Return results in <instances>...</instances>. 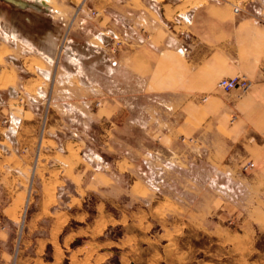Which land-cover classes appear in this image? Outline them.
<instances>
[{
  "label": "rangeland",
  "instance_id": "374dc122",
  "mask_svg": "<svg viewBox=\"0 0 264 264\" xmlns=\"http://www.w3.org/2000/svg\"><path fill=\"white\" fill-rule=\"evenodd\" d=\"M21 1L28 8L0 0V106L10 101L12 107L35 110L41 137L48 138H43V145L69 152L80 161L83 177L78 183L74 179L62 183L58 180L62 170L49 172L50 166H42L47 168L39 170L47 195L45 210L57 203L58 226L49 233L51 221L45 218L42 231L28 229L43 193L36 179L32 203L25 205V194L15 200L13 217L18 224H0V264H264V231L246 234L224 213L225 198L239 197L244 186L231 184L226 173L210 167L204 155L192 160V143H186L192 146H185L187 163L181 166L176 140L168 142L150 133L151 127L162 128V122L152 121L147 105L152 101L141 88L121 96L117 118L112 120H99L94 114L102 104L100 94L90 104L87 118L65 103L62 110L56 108L55 101L66 95L59 92L57 80L65 79V70L72 64L68 55L84 48L83 31H97L103 11L92 9V0ZM119 1L153 4L158 13L164 11L159 0ZM138 14L145 16L143 11ZM87 16L95 22H84ZM121 22L120 29H108L105 45L113 65L121 50L133 44L135 32L144 40L150 38L144 27L135 31L125 19ZM155 101L152 104L157 106ZM8 118L0 119L1 127H7ZM178 142L184 144L182 139ZM49 152L44 149L41 159H47ZM126 157L133 163L132 173L123 172L125 164L116 169L115 162ZM92 169L113 173V186L85 194L81 187L85 188ZM28 174L31 182L34 173ZM135 179L141 183L131 194ZM47 185L54 187L51 199ZM51 235L54 245L31 240L46 241Z\"/></svg>",
  "mask_w": 264,
  "mask_h": 264
},
{
  "label": "crops",
  "instance_id": "0c3cea01",
  "mask_svg": "<svg viewBox=\"0 0 264 264\" xmlns=\"http://www.w3.org/2000/svg\"><path fill=\"white\" fill-rule=\"evenodd\" d=\"M160 1H163L162 13L153 4L91 1V8L104 14L98 19L97 31H83L84 48L71 50L68 55L72 64L65 70V79L57 80L59 92L66 95L62 101H55L56 108L62 110L65 103L71 111L77 108L87 118L90 104L101 96L102 104L94 114L99 120H112L117 118L121 96L129 90L135 89L137 93L141 88L143 96L152 103L160 99L155 101L157 106L147 104L152 121L162 122V128L151 127L150 133L162 135L168 142L176 140L181 166L187 163L185 146H192L186 143H192L195 152L192 160H200L204 155L209 166L225 172L231 184H242L244 192L239 197L231 194L225 198L224 213L233 217L246 234L264 231V73L261 71L264 0ZM235 6L241 7L240 13L233 11ZM141 11L145 16L139 18ZM122 19L135 31L139 26L144 27L150 38L144 40L135 32L133 44L121 50L113 65V57L105 47L110 37L108 29H120ZM94 20L87 16L84 22ZM235 76L252 79L253 87L248 92L239 89L226 92L217 86L220 79ZM57 94L58 91L56 98ZM65 110L68 112L69 108ZM3 117H9V124L6 128L0 126V224L8 226L11 221L18 224V219L13 217L15 200L25 194V205L31 204L37 179L42 185V199L31 212L28 229L40 232L43 220L50 218L51 233L59 222L57 203H51L45 210L47 195L39 170L46 171L50 166L49 172L62 170L58 175L62 183L70 179L78 183L83 177L79 171L81 163L69 152L48 143L43 145V138H48L45 134L41 137L40 118L35 110L12 107L9 101L0 106V119ZM183 138L185 145L178 142ZM44 149L50 152L44 153L47 159L42 160ZM249 163H253V168L244 171ZM115 164L117 170L125 164L123 172L132 173L133 163L129 158ZM30 170L34 173L31 182ZM114 183L113 173L92 169L85 188L81 189L85 194L101 192ZM136 183L141 182L133 180L131 194ZM46 192L49 199L53 198V185H47ZM31 240L35 244L44 241L54 245L52 235L46 241L43 237Z\"/></svg>",
  "mask_w": 264,
  "mask_h": 264
},
{
  "label": "built area",
  "instance_id": "2783aa9c",
  "mask_svg": "<svg viewBox=\"0 0 264 264\" xmlns=\"http://www.w3.org/2000/svg\"><path fill=\"white\" fill-rule=\"evenodd\" d=\"M241 7L235 6L233 11L238 14L241 12ZM120 39V38H119ZM119 41V40H118ZM261 71L264 73V64L261 65ZM254 85V81L252 79H249L245 76H235V77H229V78H222L218 81L217 86L228 92L234 89H239L242 92H248ZM8 120L3 121V124H6ZM192 140V139H189ZM183 141L185 139L183 138ZM253 163H249L246 165L243 169L244 171H248L249 169L253 168Z\"/></svg>",
  "mask_w": 264,
  "mask_h": 264
},
{
  "label": "water",
  "instance_id": "95a60500",
  "mask_svg": "<svg viewBox=\"0 0 264 264\" xmlns=\"http://www.w3.org/2000/svg\"><path fill=\"white\" fill-rule=\"evenodd\" d=\"M5 1L8 3H11L17 7H20V8H25L27 6V4L21 0H5Z\"/></svg>",
  "mask_w": 264,
  "mask_h": 264
},
{
  "label": "flooded vegetation",
  "instance_id": "af4514ba",
  "mask_svg": "<svg viewBox=\"0 0 264 264\" xmlns=\"http://www.w3.org/2000/svg\"><path fill=\"white\" fill-rule=\"evenodd\" d=\"M3 2H5L4 0H3ZM25 2V1H24ZM5 3H7V2H5ZM7 4H9V3H7ZM27 7V6H26ZM28 8V7H27Z\"/></svg>",
  "mask_w": 264,
  "mask_h": 264
},
{
  "label": "bare ground",
  "instance_id": "6f19581e",
  "mask_svg": "<svg viewBox=\"0 0 264 264\" xmlns=\"http://www.w3.org/2000/svg\"><path fill=\"white\" fill-rule=\"evenodd\" d=\"M71 26V25H70ZM65 41V40H64ZM64 43V42H63ZM62 49H63V47H62Z\"/></svg>",
  "mask_w": 264,
  "mask_h": 264
}]
</instances>
